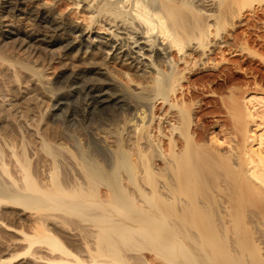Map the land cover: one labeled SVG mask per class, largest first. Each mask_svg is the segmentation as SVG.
Returning <instances> with one entry per match:
<instances>
[{
    "label": "rangeland",
    "instance_id": "1",
    "mask_svg": "<svg viewBox=\"0 0 264 264\" xmlns=\"http://www.w3.org/2000/svg\"><path fill=\"white\" fill-rule=\"evenodd\" d=\"M75 1L24 0L21 4L25 10L44 12L65 27L54 32L45 30L43 23L23 21L7 0H0V26L58 38L67 34L71 25L86 27L93 22L104 23L101 16H93ZM183 12L187 32L202 34L203 38L194 39L184 55L175 50L169 54V62L162 68L170 71V65L178 63L183 77L167 102L153 101L140 93L142 87L149 89L154 85L155 72L131 66L121 58H110L100 50L64 53L56 47L53 52L46 50L38 54V58L30 61V69L0 61V171H4L9 182L18 179L22 184V163L27 162L46 186L53 183L54 167L63 182L79 181L88 185L91 179L86 178V164L92 166L94 162L96 165L92 167L104 177L107 175L105 164L116 158L119 148H124L137 162L141 161L138 164L142 170L146 161L149 173L145 175L155 174L159 178V181L154 178L155 182L170 184L161 169L163 161L156 158V147L174 159L177 148L183 146L196 151L206 164L203 182L196 184L191 192L197 198V210L192 214H199L193 217L202 214L204 218L186 228L179 218L186 213L172 208L163 197L168 204L162 206L166 213H160L171 217L168 229L155 230L156 222L152 220L147 224L152 234L141 239L144 228L136 225L134 233L140 246L139 250L126 251L127 255H133L129 264H146L144 261L150 264H192L194 261V264H264V188L248 176L249 158L264 157V0H184ZM86 82L107 90L106 95L110 96L107 101L92 107L87 105L92 94L85 90ZM249 99L255 100L253 105ZM170 106L173 107L172 121L168 124L160 117L167 114ZM251 109H255L253 114L249 113ZM257 136L263 138L260 145L255 139ZM142 150L144 158L139 155ZM139 172L141 182L154 199L156 194L150 190L147 175ZM123 179L126 183L127 179ZM180 180L175 178L177 194L189 199ZM105 182L104 178L96 181L99 198L111 200L114 195ZM126 184L131 187L130 196L138 208L147 216L159 214L160 210L151 207L157 198L146 201L132 184L128 181ZM145 209L150 212L146 213ZM117 218L124 220L123 215ZM174 222L182 226H172ZM130 223L134 224L132 220ZM95 229L93 222L78 216L60 210H36L0 196V264H48L49 260H58L61 253L39 240L46 233L54 234L84 257L90 245L96 246ZM193 231L206 235L199 242L190 235ZM84 237L91 240L86 241ZM159 243L162 250L154 248ZM185 249L190 255L184 254Z\"/></svg>",
    "mask_w": 264,
    "mask_h": 264
},
{
    "label": "bare ground",
    "instance_id": "2",
    "mask_svg": "<svg viewBox=\"0 0 264 264\" xmlns=\"http://www.w3.org/2000/svg\"><path fill=\"white\" fill-rule=\"evenodd\" d=\"M162 1L76 0V4H79V6H85L86 9L90 10L89 12L93 13V16H101V20L104 23L100 24V21L93 22L92 24L86 27H83L78 24L71 25L67 28V34L58 38L48 37L46 35H40L38 33L36 34V32L27 33L23 30V28H3V26H0V61L5 63L7 62L10 64L17 63L23 68L30 69V61L34 60L38 54H41L43 51L46 52V50H50L53 52V49H55L56 47L62 48V52L64 53L74 50L80 52H91L93 50H100L106 53L108 56L110 55V58H121L131 66H136V68L141 67L140 69L146 68V70H143L155 72V77L152 79V81H154V85H152L149 89H146L147 87L145 86L142 87L140 93H142L143 97L149 98L153 101H158L161 99L160 102H167L169 96L171 94L173 95V93L178 90L177 87L179 86L181 78L183 76L181 77L182 71L179 69L178 63H175L174 66L172 65V67L170 65V71H166L165 69H163V65L165 66L164 63L169 62V54H171V51L175 50V52L184 55L189 50L191 42H195L194 39H201L203 38V36L202 34L197 36L196 34L192 35L193 33L189 31L187 32L185 28L186 16L183 12L184 0ZM207 1L213 2V0ZM7 2V4H10V7L16 12V16H19V18L23 21L28 20L30 22L33 21L32 23H43L45 30H52L54 32L60 31L65 28L64 26H62V23L48 18L44 12H39L31 9L25 10L21 5L24 0H7ZM189 6L192 5L189 4ZM208 15H211V13H208ZM201 23L203 22L201 21ZM98 25L100 26L98 27ZM201 31L204 30L202 29ZM206 35H208L207 32ZM161 39L167 40L166 44H163ZM9 49H11V51ZM191 49L194 50L195 47H192ZM195 50H197V48ZM98 71L99 70L94 69V72L98 73ZM61 79L64 80L65 77H62ZM81 79L84 80V78ZM86 83L87 84L84 85L85 90L88 89L87 91L90 93V95L92 94L86 101L87 105H90L92 107L93 104L95 105L97 103H103L104 101H107V98L110 97L106 95L107 90L105 91L104 88L98 87L92 82ZM81 86L78 85L77 87ZM94 91H97V93L93 94ZM76 92H78V90ZM249 101L253 100L249 99ZM254 101L251 102V104H254ZM254 110L251 109L249 113L251 114ZM171 111H173L172 106H170V110L165 116L162 115L161 117H158L163 118L165 122L171 124ZM173 128L175 129L177 128V126H173ZM174 132L175 131L173 130L172 134ZM171 139H173V137ZM255 139L257 140L259 145L262 144L263 138L261 136H257V138L255 137ZM177 149L179 151L178 153L176 152L177 154L173 159L163 155L159 147H156V158L158 160L163 161L164 167L161 169L164 170V174L169 177L171 181L170 184L160 183L157 181L155 182L154 178H156V176H153L155 174H153L152 176L146 174V177L145 173H149V168L147 166L146 161L144 160L143 162L144 168L142 170V165L138 164L139 161L137 162V160L134 159L132 155L124 148H119V150L117 151L116 158L113 157V159L110 160V163L107 162L105 164V171L107 175H105L104 177H101L104 174L102 175L99 170L93 168L96 165L94 164V162H92L93 165L90 163L93 167L87 164L86 166L84 165L86 178L88 177V179H91V183H89L88 185H84L79 181L74 183L63 182L58 178V172L56 170V167H54V170L52 171L51 175L53 183H51L52 185L46 186L35 175L36 173L33 174V172L29 169L27 162L22 163L24 167L22 184L21 182H18V179H14L13 183L9 182V179L7 178L8 180H6L5 175H3L4 171H0V196L4 197L8 202L23 204L26 207L34 208L36 210H60L65 212L66 214H69L71 216L75 215V217L78 216L81 219L87 220L88 222L91 221L95 224V226L97 227V230L95 229V231H97L95 233L96 246L94 247L93 245H90L92 247L86 252L85 255L87 256L84 255V257L78 250L77 251L80 254L77 251L75 252V249L72 250L71 248H69L67 246V243L65 244L64 242H62L54 234H44L39 240L48 243L52 250H57L61 253V257L58 258V260H53L50 257L52 261L49 260L48 264H69L72 263L71 261H73L75 264H129V258L133 257V252L130 253V255L132 256H129L126 254V251L128 250L129 252L130 249H138V246H140L137 244V236H135L134 233L136 231V227L139 226L144 228L143 232L140 233L141 239L142 237H147L146 235L149 233L152 234V229L150 227H147V224L152 222V220L156 222V225L154 227L155 230H158L163 227L168 229V225L171 223V217H166L168 214L164 216L162 213H160H166L165 211H163L162 207L164 206V204L171 203L173 205L172 208H179L180 210H183L186 213V215H183L182 217L178 216L180 218L181 224L183 223L184 225H186V228L192 226L194 222L201 221L202 214H200V216L197 218L195 217L199 214L196 216L193 215V212L197 210V198L194 199V197L191 196V192L193 191V187L196 184H200L203 182L201 180H204L202 178L204 177V175H206V169L204 166L205 162L202 160L200 155H197L195 153L196 151H189L186 148H183V146L182 148L180 147V149ZM142 151L141 154H139L141 156L145 155V152ZM17 154H15L16 157ZM144 157L145 156H143V158ZM249 159L251 165L249 168V174L247 171L248 176H251V178H253L255 184H258V186L264 188V157L262 156L258 159H256L255 157H250ZM139 163H141V161ZM5 167L7 168V166ZM153 167L156 166L153 165ZM6 168L5 172L9 174V171L8 169L6 170ZM157 168L159 169L160 167ZM139 171L144 172L145 177L149 179L151 185L150 190L153 194H156L154 195V199L157 198L156 200L152 198V194L149 193L150 191H147L145 187L146 185L141 182L142 180H140V176H138V173H140ZM98 178H104L106 180V185L109 187V189L112 191V194L114 195L113 199L105 200L99 198V184L96 183ZM123 178H126L128 183L132 184L135 187V190H138L142 195H144L146 201L150 202V200L153 199L154 202L152 201L151 207L160 210L159 214L155 216H153V214L147 216L142 209L138 208L132 199L134 197L131 198L130 196L131 187L126 184L127 181L125 183V180ZM175 178H179L182 180H180V185H183L185 187V191L187 192V196L190 200L177 194V180L175 181ZM3 179L5 180L3 181ZM156 179H158L159 181L158 177ZM163 197L168 203L164 201ZM146 210L147 209H145V211ZM147 212H150V210H147L146 213ZM118 215H123L124 220L118 221ZM130 220H132L134 224L130 223ZM176 224L179 225L178 227L182 226H180V224L176 222L172 223V226H176ZM171 232H173V237H175L176 234L174 232V229H171ZM188 232L190 233V231ZM190 235L195 237L196 241L198 238V241L200 242L199 239H202V237H204L206 234L200 233V235H197L195 234V232H191ZM89 236L90 235H88V237ZM213 237L215 238L214 234ZM86 239L90 238H85V240ZM176 239L178 240V238ZM33 241L34 240H31V243H33ZM142 243L143 242H141V244ZM154 248L162 250L160 243L157 244ZM155 249L152 248L153 251H155ZM188 251V249H185L184 254L190 255ZM60 253L57 255H60ZM136 255H134V258ZM196 256H198V254H196ZM195 258L198 259L199 257ZM174 261L176 262V260ZM144 262L146 264H150V261ZM194 262H192V264H194Z\"/></svg>",
    "mask_w": 264,
    "mask_h": 264
}]
</instances>
